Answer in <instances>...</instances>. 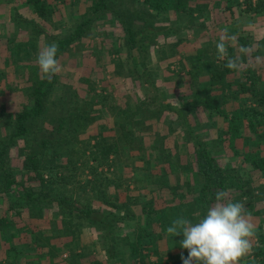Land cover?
Here are the masks:
<instances>
[{
    "label": "rangeland",
    "instance_id": "374dc122",
    "mask_svg": "<svg viewBox=\"0 0 264 264\" xmlns=\"http://www.w3.org/2000/svg\"><path fill=\"white\" fill-rule=\"evenodd\" d=\"M92 2L93 0H53L52 5H50L53 9L51 15L41 17L23 0H0V114L4 112L6 116L1 121L2 132L6 133L12 129L14 115L18 111L32 105V89L44 76L37 64V55L41 48L53 41L58 44L59 39L71 36L78 25L88 18L87 14L90 12ZM125 6L135 12L138 20L143 21L146 18V16H142V10L139 9L137 0H129ZM136 8L138 11L135 10ZM15 10L22 15L20 16L21 23H16L12 19ZM174 17L175 14L171 13L168 15L169 19L156 20V24L169 28L172 26L171 24H174V20H172ZM246 25L248 26L246 30L253 31L256 39L252 42L253 47L256 48L258 42H261L259 47L263 48L264 10L255 14L253 19L247 21ZM185 26L179 28L173 26L174 30L178 29L181 38L186 36L184 39L186 42H184L185 45H182L181 52L179 51L176 56L169 54L164 58L163 54L167 52L165 49L170 47L168 44L175 42L177 37L174 38L175 35H169L165 38H153L149 40L144 65L137 53L132 58L129 57L125 33L118 19L113 17L112 12L95 17L87 25L84 34L75 40L71 47L58 59L62 71L58 74L59 78L55 86L50 90L49 110L51 115L48 116V122L42 126L41 132L47 131L46 127L49 124L57 123L58 114L61 112L69 116H79L75 118V123H85L86 119L89 118V123H86L76 135L66 137L68 141L59 146L65 155H70V152H73L75 157H79L77 165L82 167L90 156L89 148H84V143L89 144V137L98 135L100 124L101 126H110L113 120L119 116H124L125 113L130 115L134 113L133 119L128 121L129 128L133 129L135 134L141 135L138 137L143 140L144 149L141 148L140 150L138 147L131 151L123 148L120 153L122 160L117 163L113 161V166L102 167V169L115 183L109 186L113 200L116 198V192H120V190L123 192L119 198L121 201L124 200L125 189L136 190L142 196L149 192L147 197H142L145 198L143 201L153 198L154 193L163 194L165 207L163 206L161 212L155 214L154 219L157 220L153 219L154 223H151L150 226L151 231L156 236V243L154 244L159 246L161 238L158 237H161L162 232L166 231V227H162L164 223L160 222L162 211L169 213L172 217L183 215L192 219L193 222L206 214L200 212L199 202L191 195L198 188L194 185L195 181L192 179L193 182L188 181L192 174H195V170L191 169L193 167L191 161L195 160V157L191 144L192 137L186 129L185 121L173 113H169V115L168 111L157 118L153 115L151 117V110H148L145 114L141 113L143 115L141 117L135 113V109L137 108V101L146 99L155 104L154 100L157 96L162 102L180 106L179 108L187 111L186 113L189 115L190 122L195 126L198 136L206 141L209 146H212V149L209 147L211 153L218 158L222 165L226 164L227 167L234 168L235 171L237 170L238 173L242 174L244 179H252L253 183L251 184H259L252 186L251 190L249 189L250 193H254L251 198L246 196L247 198L244 199L245 196H239L235 192L231 193V190L227 193L233 202H243L247 211L255 207V210L259 212L256 215L249 213L252 222L256 225V233L252 238V242H254L255 238H258V234L264 235V198L261 196L257 200V194L264 195V173L261 174L254 170L251 164L245 160V156L258 151L264 155V144L257 149L255 140L246 143L245 133L229 136V139L225 135V139H223L221 128H223L225 120L222 117L218 118L217 121L209 118L208 121L206 120L207 122L204 121L206 124L199 121L202 120L199 113L203 112L198 105L199 102L210 93H214V99L217 98L216 94L224 89V85L216 86L209 80L204 65L207 55L197 58L195 49L208 45L210 41L202 39L201 35L197 36L198 33H188ZM174 30L171 34L175 32ZM188 38L189 40H187ZM216 40L220 41L221 38L217 36ZM249 52L243 51V55L245 58L247 57V60L245 59L246 61L242 63L243 66H247L246 63L251 56ZM221 59L224 57L221 56ZM169 62L170 70L167 67ZM184 63L191 67V75L186 73V69L183 67ZM248 64L251 67L252 62L250 61ZM145 67L155 87L144 81ZM255 76H259L258 73ZM235 77L242 79L238 74ZM257 85L262 89L264 84L257 81ZM94 89L98 93L109 96V102L101 107L102 109L92 103L96 100V94L91 93ZM225 89V92L230 94L224 105L228 111L243 112L246 106L255 104L251 96L236 94L237 98H231L232 90L229 86ZM154 110H156V105H152V114ZM80 111L82 115H78ZM151 131H156L155 135L154 133L150 134ZM37 136L42 137V135ZM55 136L56 134H53V137ZM27 137L34 138L35 136ZM90 140L91 144H94L95 140ZM37 143V140L30 143L26 138H19L10 150L11 165L24 170L23 159L28 156L26 154L31 152L32 147H37ZM231 144H235L236 148L231 147ZM171 149L175 156L180 158L182 163L179 166L181 167L178 170L174 164L170 170L167 168L160 170L159 166H156L155 156L160 157V152L167 153ZM50 152L52 150H48L49 155ZM60 161L65 162L66 157L61 156ZM90 164H93L92 160H90ZM88 177H90L88 170L83 175H79L83 181ZM38 180L34 177L31 182L34 185H39ZM192 184V188L189 189ZM17 191L15 189L10 192L5 191L3 183L0 182V220H3L0 222V264H31L26 261L25 256H21L19 261H16V256L20 254L15 251L16 249L13 251L12 248L26 246L27 249L23 252H26L24 254L27 256V253L35 252L33 249L35 246L43 245L46 241L59 246L60 251L56 255L59 264H64L65 259L70 257L68 247L71 242H79L80 244L83 242L90 248L94 247L95 244L97 246L102 243L106 249L111 246L104 229L97 228L85 219L76 216L75 218L64 219L56 210L55 204L47 205L39 213L35 208L23 205L24 203L20 204L21 192ZM77 198L75 194L74 199ZM182 198L184 201L178 203V200ZM158 199L157 204L163 205L164 200L161 197ZM248 201L253 203H247ZM173 202L175 204L171 205ZM214 203L215 200H212L210 206ZM201 205L204 204L201 203ZM11 206L14 208L11 209ZM136 208L138 207L136 206ZM206 211L207 208L203 213ZM137 220L143 221L139 217H134L131 220H125L122 224L116 223L113 239L117 244L123 242L120 246L122 256L134 251V248H131V245L126 241L136 242L135 233L139 232L136 231ZM45 236L47 237L46 240L44 239ZM144 243L152 244L151 239L147 237L139 248H142ZM101 249L100 246H97V251L93 253L98 262L90 264H100V252H103ZM135 250L138 251V249ZM86 252L88 253L87 250ZM134 254L137 258L139 256V261H142L144 253L135 252ZM252 254L253 250L250 255L246 256L249 263L256 260V264H263L261 259ZM13 255L15 256L14 259ZM2 258H7L10 262L7 263ZM137 258L136 261H138ZM85 264L89 263L86 262Z\"/></svg>",
    "mask_w": 264,
    "mask_h": 264
},
{
    "label": "trees",
    "instance_id": "16d2710c",
    "mask_svg": "<svg viewBox=\"0 0 264 264\" xmlns=\"http://www.w3.org/2000/svg\"><path fill=\"white\" fill-rule=\"evenodd\" d=\"M23 1L41 17H49L53 12L50 6L53 0ZM127 1L129 0H93L90 12L87 14L88 18L78 25L71 36L58 40L57 59H60L72 43L84 34L87 25L95 17L108 12L113 13V17L118 19L123 28L129 57L132 58L137 53L144 65L147 46H149V40L153 38H165L169 35H175L174 38L177 37L175 42L168 44L170 47L165 49L168 53L165 54L164 52V58L169 54H171L170 56H176L179 51L181 52L182 45H185L184 42H186L184 40L186 36L181 38L178 29L174 30L173 26L179 28L186 25L185 30L188 33H198L197 36L201 35L202 39L210 41L208 45L195 49L197 58L207 55L204 65L209 80L216 86L224 85V89L216 94L217 98L214 99V93H210L207 94L206 99L204 98L199 102L198 105L203 111L199 113L202 119L199 121L204 122L209 118L217 121L218 118L222 117L225 120V124L221 128L223 139H225V135L229 139L239 133H245L246 143L255 140L257 149H259L264 144V85L262 89L257 85V81H260L261 76L256 77L257 72L255 70L261 68L263 64L259 60L258 53L264 51V48L262 50V47H259L261 42H258L256 48L253 47L252 42L256 39L251 34L241 35L240 19H238L234 5L242 6L241 9L244 13L258 14L259 11L264 10V0H235L234 5L233 0H137L139 9L142 10V16H146L143 21L138 20L135 12L125 6ZM135 10L138 11L137 8ZM15 11L12 19L16 23H21L20 16L22 15L17 10ZM171 13L175 14L172 19L174 24H171V27H162L156 24V20L169 19L168 15ZM173 30L175 32L171 34ZM217 36L221 38L220 41L216 40ZM220 44L223 45L222 48L218 47ZM243 51H250L251 56H249L248 62H252L251 67L253 68L249 67L248 62L246 63L247 66H243L242 63L247 60V57L245 58V55H243ZM221 56L224 59H221ZM167 67L170 70V62ZM183 67L188 75L192 74L191 67L188 64L184 63ZM236 74L240 75L242 79L235 77ZM143 76L144 81L155 87L146 67ZM58 78V74L52 77L51 80L43 76L32 89V105L14 115L12 129L5 133L1 131L0 126V182L3 183V188L8 192L13 189L18 190L17 192L20 191L22 199L20 204L24 203L23 205L35 208L39 213L47 205L55 204L56 210L64 219H71L76 216L85 219L97 228L104 229L106 237L111 243L106 251L108 256L119 255L123 257V254L120 253V246L123 242L117 244L113 239L114 229L116 223L122 224L125 220H131L134 217H139L144 222L137 220L139 228L137 227L136 231L139 232L135 233L136 242H131V240L126 242L134 250L138 249L147 237L151 241L153 240L154 244L156 236L151 231L150 226L151 223H154L152 220L155 214L161 212L165 207L163 194L154 193L153 198L143 201L145 198L142 197H147L149 192L142 196L136 190L125 189L124 200L121 201L119 198L123 192L121 190L116 192V198L113 200L109 192V186L115 183L102 169V167L113 166V161L115 163L121 161L120 153L123 148L131 151L138 147L140 150L141 148L144 149L143 140L138 137L141 135L135 134V131L129 128L128 121L134 113L131 115L125 113L124 116H119V118L113 120L110 126H101L100 124L98 135L89 137L95 140L94 144H91L90 139L89 144L83 142L84 148H89L90 156L89 160L82 167H79L77 165L79 157H75L73 152H70V155H65L63 149L59 146L68 141L66 137L76 135L86 123H89V118L86 119L85 123H75V118L79 116H69L61 112L58 114L57 123L49 124L46 127L47 131L41 132L43 130L42 126L48 122V116L51 115L49 110L50 90L55 86ZM228 86L233 93L231 98H237L236 94H247L253 98L255 104L246 106L243 112L228 111L227 107L224 108L225 101L230 97V94L225 92V87ZM91 93L96 94V100L92 102L96 107L102 109L101 107L109 102L107 94L98 93L95 89ZM154 101L155 104L146 99L137 101L135 113L142 117L141 113L145 114L148 110L152 111V105H156L153 114L150 111L151 117L153 115L160 118L164 112L168 111V114L173 113L176 117L185 121L186 129L192 137L191 144L194 150L193 156L195 157V160L191 161V166L193 165L191 169L195 170V174H192L188 181H195L194 185L198 188L191 195L199 202L201 206L199 210L202 214H206L203 212L206 208H209L212 200H215L218 191L224 190L228 193L231 190V193H238L239 196L252 195L253 192L250 193L249 191L253 185L251 184L253 183L252 179H244L240 172L238 173L234 168H229L226 164L222 165L220 163L218 158L211 153L210 148L212 149V146H209L206 141L198 136L195 126L190 122L189 115L186 113L187 111L185 112L176 104L162 102L158 96ZM129 109H131L130 106ZM78 115H82V112L80 111ZM4 118L6 116L2 112L0 114V125H2L1 121ZM204 124L206 123L204 122ZM152 133L155 135L156 131H151L150 134ZM53 134H56L57 137H53ZM37 135H42V137ZM27 136L35 137L29 138ZM19 138H26L30 143L33 140L38 142L37 147H32L31 152L26 154L28 156L23 159L24 170L11 165L9 160L10 150ZM48 150H52L50 155ZM162 152H160V157L155 156L156 166H159L160 170L165 168L170 170L175 164L179 170L181 167L179 164L182 162L178 156H175L172 149L167 153ZM259 152L253 153L254 155H246L245 160L251 164L254 170L262 174L264 173V155ZM61 156L66 157L65 162L60 161ZM90 160L93 161V164H90ZM87 170L90 177L83 181L79 178V175H83ZM34 177L39 179V185H34L31 182ZM179 183L183 184L180 181ZM184 186L188 187L186 184ZM192 186L193 184L189 186V189ZM119 187L121 186L119 185ZM74 193L78 197L77 199H74ZM158 196L164 200L163 205L157 204ZM182 201H184L183 198L179 199L178 203ZM201 203L204 205L202 206ZM247 203H250V201ZM12 208L14 206H11ZM162 214H164L163 211ZM162 218H164V215ZM0 222H3V220H0ZM253 255L261 259L264 264V235L262 234H258V238H255L253 242Z\"/></svg>",
    "mask_w": 264,
    "mask_h": 264
},
{
    "label": "clouds",
    "instance_id": "9594fccd",
    "mask_svg": "<svg viewBox=\"0 0 264 264\" xmlns=\"http://www.w3.org/2000/svg\"><path fill=\"white\" fill-rule=\"evenodd\" d=\"M58 51L59 45L53 41L37 55V64L46 79L51 80L62 71ZM166 233L169 236L183 234L180 245L188 250V256L181 257L183 264H240L252 253L256 225L245 204L233 202L227 192L221 190L206 215L195 222L181 215L171 222Z\"/></svg>",
    "mask_w": 264,
    "mask_h": 264
},
{
    "label": "crops",
    "instance_id": "0c3cea01",
    "mask_svg": "<svg viewBox=\"0 0 264 264\" xmlns=\"http://www.w3.org/2000/svg\"><path fill=\"white\" fill-rule=\"evenodd\" d=\"M234 1L235 0L232 1L233 5H234ZM234 6H235V9L237 10V12L236 11L235 12L237 13L238 19H240L239 25L242 28L240 32L241 35L252 34V36H254L252 33L253 31L246 30L248 27L246 23L249 19L254 18L255 13H251V14L244 13L238 5L237 6L234 5ZM258 56H259V60H261L263 64L261 65V68H258L255 71L258 73L259 76H261L260 81L264 84V51H262L261 53H258ZM231 147L236 148L235 144H231ZM254 185H259V184H253L252 186ZM257 193L259 192L257 191ZM253 195L254 193H252V195L249 196V198H251ZM257 195H258V197L256 196L257 200L259 197L261 198V196L262 198H264L263 194L262 195L257 194ZM246 198L247 197L245 196L244 199ZM250 203L252 204L253 202L250 201ZM174 204L175 202H173V204L171 205H174ZM247 212L253 215L259 214V212L255 210V207L251 208ZM163 215H164V218H162V222L164 223V225H162V227H166V229L174 219L179 217L178 215H176V217H172L171 215H169V213H164V214L161 213V217H163ZM199 215H196V216L199 217ZM46 238L47 237L45 236L44 239L46 240ZM158 238H161L159 240V246H155L152 240L151 245L144 243L142 248H138V251L134 250L133 252H131V254L129 253L128 255H125L123 257H120L119 255L114 256V257L108 256L106 254V250H108V248L106 249L103 243L100 245L98 244L97 246L98 247L100 246L102 248L101 251H103V252H100V264H183L182 262L183 260L181 258L182 255L185 258L188 256V250L182 248L180 245V241L183 239V234L181 233V235L179 236H169L166 233V231L165 232L163 231L161 237H158ZM154 243H156V238H155ZM97 246L95 244L94 247L90 248V246L87 247L85 244H83V242L81 244L79 242L78 243L71 242L70 246L68 247V249L70 250V257L65 259L64 264H85L86 262L90 264V263L98 262L96 260V255L93 254L94 252L97 251L96 250ZM58 248L59 246L56 245L55 243L51 244L46 241L43 245L35 246V248H33L35 249V252L27 253V256L24 254L26 252H23L27 249L26 246H23V245L18 246V247L16 246V248H12V250L16 249L15 251L18 254H20L19 256H16V261H19V258L21 256L22 257L25 256L26 261H28V263H31V264H59L58 258L56 256L57 254H59V251H60ZM86 250L88 251V253L86 252ZM135 251L140 254L144 253L142 261H139L138 255H137L138 258L136 257V254H134ZM14 257L15 256L13 255V259ZM136 258L138 259V261H136ZM108 259H111V260H108ZM2 260L4 261L6 260L7 263L9 261L7 258H2ZM240 264H256V260H254L252 263H249L245 257L240 261Z\"/></svg>",
    "mask_w": 264,
    "mask_h": 264
}]
</instances>
